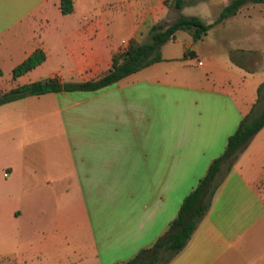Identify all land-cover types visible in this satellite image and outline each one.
Returning <instances> with one entry per match:
<instances>
[{
	"label": "crops",
	"instance_id": "obj_1",
	"mask_svg": "<svg viewBox=\"0 0 264 264\" xmlns=\"http://www.w3.org/2000/svg\"><path fill=\"white\" fill-rule=\"evenodd\" d=\"M173 1L72 0L73 10L62 14L58 0H0V74L4 68L9 75L0 80V92L42 77L59 82L95 79L107 71L112 52L125 48L130 39L146 41L153 23L189 15L183 13L187 3L176 9ZM250 15L264 18V4H244L235 14L212 25L208 31L217 29L215 47L203 44L208 31L202 38L192 40L187 31L179 30L185 42L178 53H162L167 42H177L174 35L160 46V61L118 80L140 75L129 85L125 82L126 97L116 82L94 91L50 92L70 97L67 105L55 103V111L60 122L61 115L68 116L70 109L80 113L84 137L71 143L65 141V169L49 174L46 165L51 169L58 159L49 157L47 161L34 160V171L55 176L54 186L65 193L70 188L77 191L82 230L79 235L72 230L68 217L60 218L61 222L50 225L49 236L38 246V253L53 258L54 264H111L129 258L164 230L183 196L203 175L209 161L222 151L239 119L257 106L260 96L264 98V79L236 83L238 94L233 95L235 86L224 75L210 81L203 74L196 77L182 71L166 77L154 69L160 62L171 60L188 59L202 66V55L213 67L248 71L260 68L264 54L252 49L248 41L246 46H239L235 44L238 37L229 47L224 40L245 33L244 28H236L238 32L224 28L226 21L234 19L243 24ZM37 48L44 51V60L11 79V69ZM185 50L188 54L182 57ZM156 82L178 88V92H167L165 97L178 100V105L170 102L153 123L154 90L148 85ZM141 83L147 86L139 90ZM246 84L251 93L244 91ZM141 100V105L134 103ZM132 114L141 122L138 127L126 123ZM5 124L8 122L0 118V128ZM27 160H17L14 171L11 164L4 166L7 175H1L4 183L0 187V218L19 217L24 211L25 206L4 192L9 185L20 190L18 169L23 172ZM93 183L99 187L96 205L89 202ZM44 184L53 186L50 180ZM34 186L38 188L39 183ZM262 186L264 125L238 153L186 243L167 264H264Z\"/></svg>",
	"mask_w": 264,
	"mask_h": 264
},
{
	"label": "rangeland",
	"instance_id": "obj_2",
	"mask_svg": "<svg viewBox=\"0 0 264 264\" xmlns=\"http://www.w3.org/2000/svg\"><path fill=\"white\" fill-rule=\"evenodd\" d=\"M228 0H198L192 4L187 5L183 9L184 14H194L200 16L205 21H209L214 16L215 12ZM237 26V27H236ZM218 27L222 28L220 25ZM226 29L236 28L243 29L245 33L240 35H233L224 38L226 45L233 47L235 44L239 46H246L247 41L250 47L256 49L259 53L264 54V18L257 15H250V18L245 19L243 24L236 23L234 19L226 21L223 24ZM237 31V30H236ZM238 32V31H237ZM217 29L208 31L203 41L205 47H215L213 44L217 41ZM176 43L167 42L162 47L163 54H175L179 52V48L185 42L184 35L181 31L175 34ZM239 37V38H238ZM238 41L236 42V39ZM243 38L245 40H243ZM248 38V39H247ZM242 41H239V40ZM236 42V43H235ZM235 43V44H234ZM216 49V48H214ZM203 65H194L191 60L165 61L160 62L154 71L163 73L168 77L169 74L181 73L188 71L192 76L199 77V74L206 75L212 81L216 77L226 76L235 86L233 95H237L236 83L246 79H264V60L260 62V68L248 71L245 68L239 70L238 68L217 66L213 67L210 62L207 63L202 55ZM169 68V69H168ZM168 69V71H165ZM223 70H228V73H221ZM45 73V70L43 71ZM245 75V76H242ZM8 70L2 69L0 80L7 78ZM31 76V75H30ZM138 76H130L122 81L116 82V86H122L121 93L126 97L125 82L131 84ZM24 75L23 78H26ZM45 77V76H44ZM47 78H40L46 80ZM161 80V79H157ZM264 82L261 83V86ZM142 86H147L146 83L139 84V90ZM154 90L152 96V108L155 109L153 123L157 122L156 115H161L170 102L174 101L172 106L178 105V100L165 99L167 92H178V88L167 87L162 83H154L149 86ZM245 92L251 93L249 85H245ZM69 94V93H67ZM255 94V91L252 93ZM263 95V94H262ZM163 97V98H162ZM70 97L54 93H45L41 95H26L18 100L11 101L0 105V118L7 121L4 127L0 128V176L7 175L4 170L5 165L13 166L15 170V162L21 161L22 158L28 159V163L24 165L23 172L19 167L18 183L20 190L12 189L13 185H9L4 194L10 193V197H14L17 204L25 206L21 216L8 217L2 216L0 218V264H54L53 258L48 255L37 252L38 246L41 242L47 240L49 236L50 225L56 222H61L60 218L68 217L72 221V230L80 232L82 222L81 203L77 191L73 188L68 189L65 193L63 190L54 186L55 176L40 175L39 172L34 171V160L47 161L49 157H55L57 163L46 165L47 172L54 174L55 169H65L67 166V149L65 141H80L83 139L84 131L81 129V114L73 113V110L68 111V116L61 115V122L58 114L55 111V103L59 105L69 104ZM136 104L141 105L143 101H136ZM264 107V98L259 97L257 106L253 109V114L257 113ZM73 108V107H72ZM66 115V114H65ZM128 121L134 127H138L140 120L134 114L128 116ZM134 142V139L129 137V142ZM139 141V140H135ZM20 164V163H19ZM2 176L0 177V187L3 186ZM46 180H50L53 186L44 184ZM64 182V181H63ZM39 183L38 188L34 185ZM65 184V182H64ZM261 188H264L262 186ZM5 187L2 188L1 193ZM98 185L93 183L90 186L89 202H98ZM12 206V205H11ZM81 233H79L80 235ZM1 235L3 238H1ZM82 239V238H78ZM15 255L18 258H15ZM25 256V258H24ZM19 257H21L19 259Z\"/></svg>",
	"mask_w": 264,
	"mask_h": 264
},
{
	"label": "trees",
	"instance_id": "obj_3",
	"mask_svg": "<svg viewBox=\"0 0 264 264\" xmlns=\"http://www.w3.org/2000/svg\"><path fill=\"white\" fill-rule=\"evenodd\" d=\"M196 1L198 0H174L173 6L179 9L185 3L189 5ZM247 3L264 4V0H228L209 23L194 14H179L169 22L153 23L149 27L146 41L137 42L130 39L125 48L112 52L107 71L95 79L59 82L56 78H49L16 85L0 92V104L26 95L94 91L108 86L130 73L160 61L162 59L159 53L160 46L172 39L177 31H187L192 40H198L212 25L235 14L241 6ZM58 7L62 14L69 13L73 10V2L72 0H58ZM187 54L188 51H183L182 57ZM44 58L45 53L40 48L33 50L11 69V79H15L35 67ZM253 109L251 108L239 119L235 129L227 136L222 151L209 161L203 175L183 196L175 214L168 221L164 230L150 244L137 249L129 258L111 264H167L181 250L197 221L206 211L210 198L223 175L231 169L238 153L251 137L264 125V107L255 114H253Z\"/></svg>",
	"mask_w": 264,
	"mask_h": 264
},
{
	"label": "built area",
	"instance_id": "obj_4",
	"mask_svg": "<svg viewBox=\"0 0 264 264\" xmlns=\"http://www.w3.org/2000/svg\"><path fill=\"white\" fill-rule=\"evenodd\" d=\"M123 44H126L125 42H122ZM197 64H200V62L197 61ZM3 175L5 176V173H3Z\"/></svg>",
	"mask_w": 264,
	"mask_h": 264
}]
</instances>
